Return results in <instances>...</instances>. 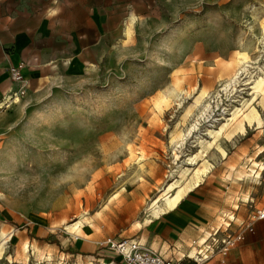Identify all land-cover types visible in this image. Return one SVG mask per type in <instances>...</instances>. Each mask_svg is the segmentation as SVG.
I'll return each instance as SVG.
<instances>
[{"label": "rangeland", "instance_id": "rangeland-1", "mask_svg": "<svg viewBox=\"0 0 264 264\" xmlns=\"http://www.w3.org/2000/svg\"><path fill=\"white\" fill-rule=\"evenodd\" d=\"M109 7L105 34L80 36L74 50L63 37V58L0 113V264H101L71 244L105 237L149 248L163 213L152 204L168 205L204 165L195 186L207 177L223 194L208 196L218 211L190 234L196 245L264 205V171L249 173L252 162L264 168V86L253 89L264 73V0ZM254 228L226 264H264Z\"/></svg>", "mask_w": 264, "mask_h": 264}, {"label": "crops", "instance_id": "crops-1", "mask_svg": "<svg viewBox=\"0 0 264 264\" xmlns=\"http://www.w3.org/2000/svg\"><path fill=\"white\" fill-rule=\"evenodd\" d=\"M143 3L166 5L167 8L173 6L176 0H0V99L10 90L23 89L26 92L33 89L45 77L47 68L63 58L64 47H68L63 37H70V47L74 50L75 46L79 48L80 36L105 34V28L109 26L110 4H126L133 12L134 4ZM18 64L24 65V81L12 83L8 71ZM206 178L175 207L152 219L150 224L154 236L147 242L149 249L165 259L195 264L192 259L209 244L210 241L205 242L208 236L217 230L224 231L222 225L215 230L211 228L199 245H196L195 237L190 236L192 231L207 228L218 211L208 196L223 194L220 192L223 187H218L213 181L204 182ZM232 187L230 185L227 190ZM229 204L227 200L223 207ZM258 233V240L264 243V221H258ZM99 241L90 245L74 242L71 247L75 253L88 257L92 254V258L99 257L97 260L101 264H110L106 253L96 251ZM193 245L196 247L192 248ZM232 251L228 252L224 262L210 259L201 264L230 263ZM260 262L264 263V257Z\"/></svg>", "mask_w": 264, "mask_h": 264}, {"label": "built area", "instance_id": "built-area-1", "mask_svg": "<svg viewBox=\"0 0 264 264\" xmlns=\"http://www.w3.org/2000/svg\"><path fill=\"white\" fill-rule=\"evenodd\" d=\"M23 68V64L9 68L8 76L12 83H22L24 81ZM24 93L23 89L10 90L5 93L0 99V113L16 105V100ZM232 221L233 219H229L224 225L221 238L215 239L211 234L208 236L205 242L210 241L209 244L203 252L199 250L195 254V258L192 259L195 264H201L210 259L224 262L228 252L245 240V233H253L255 223L264 221V205L247 222L242 223V227L236 231L230 229ZM218 231L213 235H216ZM96 251L98 253L105 252L108 259H110V264H184L181 260L161 257L139 240L133 238L106 237L97 242Z\"/></svg>", "mask_w": 264, "mask_h": 264}, {"label": "bare ground", "instance_id": "bare-ground-1", "mask_svg": "<svg viewBox=\"0 0 264 264\" xmlns=\"http://www.w3.org/2000/svg\"><path fill=\"white\" fill-rule=\"evenodd\" d=\"M127 34L129 35L128 31ZM242 56V55H241ZM244 58V57H243ZM240 62V61H239ZM247 66V65H246ZM246 66L244 68H241L238 72H236L232 78L229 79L228 83L224 84L222 91L223 92H227L229 91L231 88H233L235 86L236 83L239 82V77L241 76L242 73H244V71H246ZM262 70H260L261 72ZM254 86L253 89L255 90H260V88L262 86H264V73H262V77H259L257 80L253 81ZM20 101V99L18 98L16 100V104ZM211 109V105L210 103H207L205 106H203V110L200 113V116H205ZM245 116V115H244ZM234 117H232L233 119ZM248 118V117H247ZM230 120V118H229ZM238 122V121H237ZM194 127H191V129L189 130L192 131ZM194 130V129H193ZM238 130L240 132H244V125L243 122L240 121L238 123ZM202 166V165H201ZM255 169H259V171H255ZM208 171V166L204 165L202 168L197 169L193 172L190 180H188L185 184L183 185H177L176 190L174 191L173 195L170 197L169 199V204L166 205L165 203L162 202L161 198H157V200L152 204L151 208H155V207H160L162 209V211H167L170 208L175 207L185 196L188 192L191 191V189L195 186L196 182H198L201 177L203 175H205ZM264 171V168L260 167L259 165H257V163L252 162L251 164V168L249 169V173L251 175H256V178H259L260 173ZM184 177V176H183ZM146 212V211H145ZM149 220H151V216H148V219L146 222H148ZM78 229V228H77Z\"/></svg>", "mask_w": 264, "mask_h": 264}, {"label": "trees", "instance_id": "trees-1", "mask_svg": "<svg viewBox=\"0 0 264 264\" xmlns=\"http://www.w3.org/2000/svg\"><path fill=\"white\" fill-rule=\"evenodd\" d=\"M31 238L39 240V238L34 237V236H32ZM56 242H57L56 240H52V241L50 240V243H52V244H54V243H56Z\"/></svg>", "mask_w": 264, "mask_h": 264}]
</instances>
